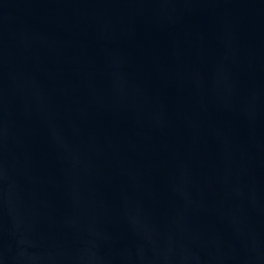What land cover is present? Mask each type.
Returning a JSON list of instances; mask_svg holds the SVG:
<instances>
[{
    "label": "water",
    "instance_id": "1",
    "mask_svg": "<svg viewBox=\"0 0 264 264\" xmlns=\"http://www.w3.org/2000/svg\"><path fill=\"white\" fill-rule=\"evenodd\" d=\"M0 264H264V0H0Z\"/></svg>",
    "mask_w": 264,
    "mask_h": 264
}]
</instances>
